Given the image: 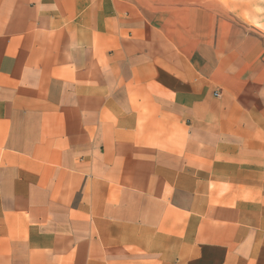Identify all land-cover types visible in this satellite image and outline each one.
<instances>
[{"label":"crops","instance_id":"obj_1","mask_svg":"<svg viewBox=\"0 0 264 264\" xmlns=\"http://www.w3.org/2000/svg\"><path fill=\"white\" fill-rule=\"evenodd\" d=\"M0 264H264V0H0Z\"/></svg>","mask_w":264,"mask_h":264}]
</instances>
